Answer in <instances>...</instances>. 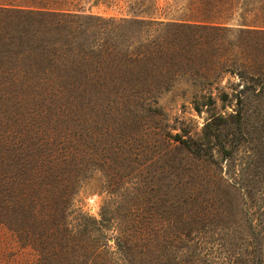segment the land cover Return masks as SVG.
Here are the masks:
<instances>
[{
    "label": "trees",
    "instance_id": "16d2710c",
    "mask_svg": "<svg viewBox=\"0 0 264 264\" xmlns=\"http://www.w3.org/2000/svg\"><path fill=\"white\" fill-rule=\"evenodd\" d=\"M109 4L138 13L109 15L100 26L102 35L95 36L92 29L95 34L90 37L89 27L99 25L90 23L96 15L86 11L83 0H0V264H54L64 258L67 224L87 169L85 128L80 118L75 126L68 125L75 120L71 109L52 110L48 104L52 101L47 100L41 109L10 115L8 100L22 102L29 92L48 99L142 98L159 91L164 65L192 59L188 56L194 37H198L195 51L202 48L213 54L225 48L232 67L222 70L235 69L240 77L231 90L232 111H216L213 83H202L200 92L207 93L192 99L197 112L203 107L207 112L201 127L189 119L172 131L177 127L166 121L155 138L156 155L166 157L170 165L184 169L190 168L185 166L188 161L199 163L207 190L223 175L218 173L216 153L223 159L232 153L222 130L232 117L240 128L246 104L263 98L264 0H110ZM219 90L220 107L225 108L228 92ZM161 113L155 107L150 116ZM93 153L95 165L97 152ZM241 168L228 166L225 176L242 191L244 204L252 196L254 210L244 207L246 232L233 220L227 226L232 237L224 241L202 231L195 263L186 258L184 264H264V223L259 221L262 211L254 195L259 178L253 173V185L247 186Z\"/></svg>",
    "mask_w": 264,
    "mask_h": 264
},
{
    "label": "rangeland",
    "instance_id": "374dc122",
    "mask_svg": "<svg viewBox=\"0 0 264 264\" xmlns=\"http://www.w3.org/2000/svg\"><path fill=\"white\" fill-rule=\"evenodd\" d=\"M94 1L83 0L86 11L96 15L90 23L99 25L89 27L90 37L95 34L92 29L97 32L95 36L102 35L103 18L138 13L136 9L109 4L110 0H98L97 4ZM234 36L230 35L232 39ZM197 38L190 40L188 57L192 59H184L177 66L164 65L159 91L142 98L48 99L37 92H23L22 102L17 98L7 101L6 112L15 115L26 114L31 108L41 109L50 100L47 103L52 110L71 109L75 114V120L68 121L70 127L80 118L85 128L86 177L75 195L67 224V252L54 264H184L186 258L195 263L202 231L210 238L224 241L232 237L227 226L233 220L245 233L244 207L255 208L250 202L252 196L244 204L242 191L225 176L228 166L242 167L249 187L253 185V173L259 178V189H254V195L262 211L259 221L264 223V92L263 98H252L246 104L240 128L232 117L227 129L222 130V138L232 146V153L225 159L216 153L218 173L223 175L216 177V183L207 190L200 177L204 168L199 163L188 161L185 166L190 168L183 169L156 155L155 138L161 123L175 124L177 128L172 131L180 130V124H187L189 119L197 129L203 124L207 116L205 107L199 113L192 103L194 95L206 92H200V84L213 83L216 111L227 113L235 106L231 90L237 87L240 77L235 69L222 70L227 65L232 67L230 56L225 48L213 54L208 49L195 51ZM201 38L205 40L206 36ZM219 89L228 92L225 108L220 107L223 101ZM155 107L162 113L151 117ZM94 150L95 165L91 161Z\"/></svg>",
    "mask_w": 264,
    "mask_h": 264
}]
</instances>
